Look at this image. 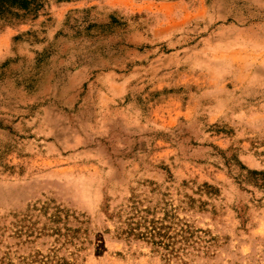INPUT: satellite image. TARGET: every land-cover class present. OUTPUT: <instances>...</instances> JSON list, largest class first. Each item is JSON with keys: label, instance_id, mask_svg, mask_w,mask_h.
<instances>
[{"label": "rangeland", "instance_id": "rangeland-1", "mask_svg": "<svg viewBox=\"0 0 264 264\" xmlns=\"http://www.w3.org/2000/svg\"><path fill=\"white\" fill-rule=\"evenodd\" d=\"M0 17V264H264V0H36Z\"/></svg>", "mask_w": 264, "mask_h": 264}, {"label": "trees", "instance_id": "trees-1", "mask_svg": "<svg viewBox=\"0 0 264 264\" xmlns=\"http://www.w3.org/2000/svg\"><path fill=\"white\" fill-rule=\"evenodd\" d=\"M36 0H0V17L18 16V12L27 11ZM63 1V0H60ZM264 178V173L251 172ZM264 189V185L261 186Z\"/></svg>", "mask_w": 264, "mask_h": 264}]
</instances>
